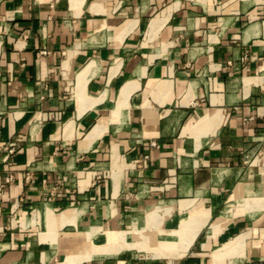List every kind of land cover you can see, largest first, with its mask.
I'll return each instance as SVG.
<instances>
[{
  "label": "crops",
  "instance_id": "1",
  "mask_svg": "<svg viewBox=\"0 0 264 264\" xmlns=\"http://www.w3.org/2000/svg\"><path fill=\"white\" fill-rule=\"evenodd\" d=\"M0 264H264V0H0Z\"/></svg>",
  "mask_w": 264,
  "mask_h": 264
},
{
  "label": "built area",
  "instance_id": "2",
  "mask_svg": "<svg viewBox=\"0 0 264 264\" xmlns=\"http://www.w3.org/2000/svg\"><path fill=\"white\" fill-rule=\"evenodd\" d=\"M15 146H12L9 150L13 151ZM11 177L7 178V181H10Z\"/></svg>",
  "mask_w": 264,
  "mask_h": 264
}]
</instances>
